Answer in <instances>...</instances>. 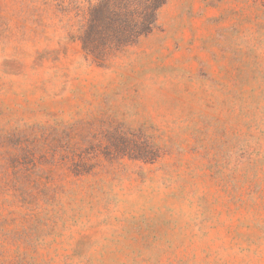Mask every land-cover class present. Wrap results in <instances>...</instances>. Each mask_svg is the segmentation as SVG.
<instances>
[{
  "label": "rangeland",
  "instance_id": "obj_1",
  "mask_svg": "<svg viewBox=\"0 0 264 264\" xmlns=\"http://www.w3.org/2000/svg\"><path fill=\"white\" fill-rule=\"evenodd\" d=\"M85 0H0V264H264V0H167L96 60Z\"/></svg>",
  "mask_w": 264,
  "mask_h": 264
},
{
  "label": "trees",
  "instance_id": "obj_2",
  "mask_svg": "<svg viewBox=\"0 0 264 264\" xmlns=\"http://www.w3.org/2000/svg\"><path fill=\"white\" fill-rule=\"evenodd\" d=\"M91 8L88 29L82 34L83 49L104 61L114 52L149 35L167 0H85Z\"/></svg>",
  "mask_w": 264,
  "mask_h": 264
}]
</instances>
